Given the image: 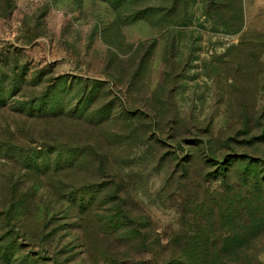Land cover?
I'll list each match as a JSON object with an SVG mask.
<instances>
[{
	"label": "rangeland",
	"instance_id": "obj_1",
	"mask_svg": "<svg viewBox=\"0 0 264 264\" xmlns=\"http://www.w3.org/2000/svg\"><path fill=\"white\" fill-rule=\"evenodd\" d=\"M0 89V264H264V0H0Z\"/></svg>",
	"mask_w": 264,
	"mask_h": 264
},
{
	"label": "trees",
	"instance_id": "obj_2",
	"mask_svg": "<svg viewBox=\"0 0 264 264\" xmlns=\"http://www.w3.org/2000/svg\"><path fill=\"white\" fill-rule=\"evenodd\" d=\"M3 91L0 89V105L4 104V97H3ZM57 101L55 99V97L50 96L48 93H45L43 96L38 97V99H32L29 100L28 103H22V105H20L18 108H21V110H29V113L32 114L31 112V108L35 109V110H39V111H53L55 110V108L57 107ZM37 158H42L41 153H38L37 155H35V158H32L31 161H29V165H35V160ZM88 189L86 187L83 188H78V191H80V193H84L86 192ZM69 199L72 202H77L79 205L82 203L83 200V195H80L77 197V195H75L74 193L71 194V196H69ZM132 234V233H131ZM142 248H145V250H149L147 245H143Z\"/></svg>",
	"mask_w": 264,
	"mask_h": 264
}]
</instances>
